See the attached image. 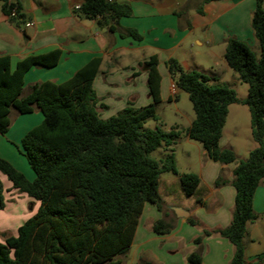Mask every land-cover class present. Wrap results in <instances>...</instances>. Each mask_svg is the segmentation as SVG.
I'll return each mask as SVG.
<instances>
[{"label":"trees","instance_id":"1","mask_svg":"<svg viewBox=\"0 0 264 264\" xmlns=\"http://www.w3.org/2000/svg\"><path fill=\"white\" fill-rule=\"evenodd\" d=\"M211 1L215 0L203 3ZM1 2L3 13L12 22L25 20L19 0ZM263 2L257 0L252 17L260 57L246 42L235 38L226 41L225 61L248 86L244 100H239L235 90L226 84H213L211 77L198 71L186 72L175 59L167 62L177 90L189 95L194 109L195 118L186 130L144 129L147 122L160 120L156 108L162 102L161 76L156 56L145 63L152 103L142 108L129 105L107 120L99 115L93 89L101 59L91 60L64 83H35L24 95L28 70L36 65L54 67L59 53L25 59L14 70L9 57H0V135L8 133L12 111L29 115L38 110L44 117L16 145L35 175L33 181L0 158V173L13 184V189L39 203L37 213L19 228L16 237L6 236L0 241V264H122L133 245L145 206L152 204L159 211L164 210L165 203L159 195L162 174L179 175L187 197L197 191L199 177L193 173L179 174L172 149L160 162L151 158V153L173 147L183 135L199 143L211 160L237 164L233 172L236 197L230 225L205 231L195 243L201 244L203 238L216 234L233 245L231 264H264V254L248 262L245 247L248 225L259 219L253 209L254 195L264 181ZM13 11L16 17L12 16ZM198 12L202 13V9ZM76 13L81 18L98 20L101 29L116 32L119 21L130 17L132 10L127 3L84 0ZM121 35L140 39L131 30ZM237 103L249 109L252 136L257 144L245 160H238L234 151L220 147L229 108ZM225 184L223 178L215 183L217 187ZM5 206L0 180V210ZM188 222L199 225L192 218ZM172 228L165 220L153 224L158 235L169 234ZM187 260L190 264L202 262L198 253Z\"/></svg>","mask_w":264,"mask_h":264},{"label":"crops","instance_id":"2","mask_svg":"<svg viewBox=\"0 0 264 264\" xmlns=\"http://www.w3.org/2000/svg\"><path fill=\"white\" fill-rule=\"evenodd\" d=\"M19 1L25 20L12 22L3 13L0 0V57H9L14 70L25 59L59 53L54 67L36 65L28 70L24 78V95L35 83H64L91 60L99 58L102 64L93 89L98 98L99 115L104 120L118 115L129 105L142 108L152 103L145 63L153 56L159 61L160 105H164L180 98L181 92L178 90L175 97L172 94L174 81L167 69L170 59L177 60L186 72L198 71L211 77L215 83H222L224 73L228 72L224 58L228 39L235 38L248 43L252 49L259 48L252 29L257 0H215L205 4L203 0H111L127 3L132 10L130 17L119 21L116 32L99 28L98 20L79 17L76 8L81 7L84 0ZM200 8L202 13L198 12ZM27 23L33 24L28 27ZM128 30L135 31L140 39L121 35ZM208 65L216 66L219 71L209 72L206 69ZM233 81L237 83V77ZM238 99L244 100L239 96ZM238 105L233 104L229 108L220 147L234 151L238 160H244V156L238 155L236 144L225 135L231 110ZM36 111L29 115L39 114ZM43 120V115L41 118L37 115L36 121L42 123ZM193 120L186 128L180 125L172 127L186 130ZM29 124L28 119L13 124L11 118L8 133L0 135V158L33 181L35 175L28 171L23 156L12 145L21 143L24 135L31 130ZM183 137L188 146H195L187 136ZM200 148L196 170H191V166L189 168L190 173L200 179L197 191L187 197L182 191L179 175H161L159 195L165 203L164 210L161 212L152 204L145 206L133 245L125 257L130 259L129 264H190L187 259L193 253L201 255V264H231L234 248L227 239L216 234L203 238L201 244L195 243V239L205 231L224 229L230 225L236 197L232 185L233 172L237 164L215 162ZM171 149L162 147L160 154L164 157ZM183 152L186 159L191 160L189 150L184 149ZM175 158L178 164L176 154ZM219 178L227 184L217 187L215 183ZM0 180L6 201L5 209L0 210L2 241L6 236L16 237L19 228L34 213L30 215L23 204H18L19 200L24 201V197L13 189V184L2 173ZM175 208L187 212L189 217L178 218ZM253 209L259 219L248 225L245 239L248 262H254L264 254V181L254 195ZM191 218L199 225H191L188 222ZM160 220L172 224L169 234L158 235L153 231V224Z\"/></svg>","mask_w":264,"mask_h":264},{"label":"rangeland","instance_id":"3","mask_svg":"<svg viewBox=\"0 0 264 264\" xmlns=\"http://www.w3.org/2000/svg\"><path fill=\"white\" fill-rule=\"evenodd\" d=\"M255 55L257 58L260 57V46L257 49H253ZM211 64V63H208ZM214 64V63H213ZM227 65V64H226ZM228 72L224 73L223 75V82L222 83H213V84H226L235 92L239 97L246 98L248 94V86L247 84H244L240 81L239 76L236 72H234L228 65H227ZM207 70L210 71H219L216 66H207ZM237 77L238 82L234 83L233 79ZM178 92V90H177ZM177 93L173 96L175 97ZM239 105L236 106L237 108H233L231 111V117L228 120V123L226 125L225 129V135L228 137V139H231L237 147V153L239 156H244V158H248L249 152L254 150L257 147V144L252 136L251 131V117L250 112L247 106L238 103ZM237 110V112L235 111ZM39 114H36L34 116L32 115H21L19 113H16L15 111L12 112V122L13 124H20L21 121L30 120L29 128L32 129L38 125L41 124V122L36 121L37 115H40L41 113L39 111H36ZM156 113L159 116V121H149L145 124L144 129L149 130H155L156 128H161L165 132H170L172 130V126L180 125L183 128H186L189 126L190 122L192 121V118H195L194 109L192 106V103L189 100V95L186 92L181 91L180 92V98L175 100L173 103L159 105L156 108ZM183 130V129H182ZM180 139H182L180 142L178 141L174 147H172L173 152L176 154L178 159L177 169L179 172H185L190 173L191 170H196L197 168V160H198V154H199V148L202 147L199 143L192 141L193 145L195 146H188L185 138L182 136ZM13 146H16V144H12ZM18 146L20 143L17 144ZM17 148V147H16ZM18 149V148H17ZM162 148L158 149L157 151L151 153V158L161 161L163 159V156L160 154V150ZM184 149L189 150L191 153V160L186 159V156L183 152ZM201 149V148H200ZM185 158V159H184ZM24 163L27 166L26 168L28 171L31 172V174L34 176L33 171L31 170L29 164L27 163L26 159L23 157ZM244 159V160H245ZM191 166V170L189 169ZM164 176H173L172 173H164ZM8 180V179H7ZM21 196L24 197V201L19 200L18 204H23L26 211L30 212V215L34 213V215L38 211V202L30 199L27 195L21 194ZM30 199V200H29ZM37 202V204H36ZM33 215V216H34ZM122 261H124L123 264H129L130 259H126L125 257L122 258Z\"/></svg>","mask_w":264,"mask_h":264},{"label":"water","instance_id":"4","mask_svg":"<svg viewBox=\"0 0 264 264\" xmlns=\"http://www.w3.org/2000/svg\"><path fill=\"white\" fill-rule=\"evenodd\" d=\"M174 211L178 218H188L189 217V214L180 208H175Z\"/></svg>","mask_w":264,"mask_h":264},{"label":"built area","instance_id":"5","mask_svg":"<svg viewBox=\"0 0 264 264\" xmlns=\"http://www.w3.org/2000/svg\"><path fill=\"white\" fill-rule=\"evenodd\" d=\"M79 8L80 7L78 6L76 9H79ZM12 16L16 17V12L15 11H13ZM32 24L33 23H27L26 26L29 27V26H32ZM171 91H172V94H174V95L177 93V87H176V85L174 83L171 86Z\"/></svg>","mask_w":264,"mask_h":264}]
</instances>
